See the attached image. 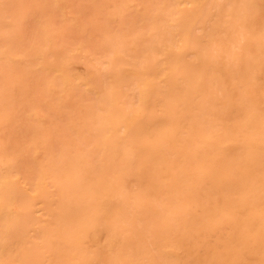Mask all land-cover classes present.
<instances>
[{
    "label": "bare ground",
    "instance_id": "obj_1",
    "mask_svg": "<svg viewBox=\"0 0 264 264\" xmlns=\"http://www.w3.org/2000/svg\"><path fill=\"white\" fill-rule=\"evenodd\" d=\"M264 264V0H0V264Z\"/></svg>",
    "mask_w": 264,
    "mask_h": 264
},
{
    "label": "snow or ice",
    "instance_id": "obj_2",
    "mask_svg": "<svg viewBox=\"0 0 264 264\" xmlns=\"http://www.w3.org/2000/svg\"><path fill=\"white\" fill-rule=\"evenodd\" d=\"M115 264H119V262H115Z\"/></svg>",
    "mask_w": 264,
    "mask_h": 264
}]
</instances>
